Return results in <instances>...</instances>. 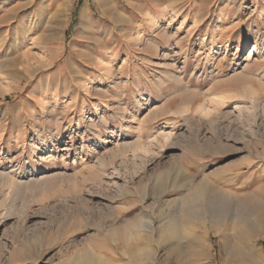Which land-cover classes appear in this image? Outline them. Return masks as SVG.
<instances>
[{"label":"rangeland","instance_id":"obj_1","mask_svg":"<svg viewBox=\"0 0 264 264\" xmlns=\"http://www.w3.org/2000/svg\"><path fill=\"white\" fill-rule=\"evenodd\" d=\"M255 37L264 0H0V73L16 74L0 80V264H178L156 240L174 221L188 238L180 203L202 181L229 182L227 223L251 222L241 196L264 199V57L243 63ZM198 217L219 264L233 231ZM255 249L264 264V238Z\"/></svg>","mask_w":264,"mask_h":264},{"label":"bare ground","instance_id":"obj_2","mask_svg":"<svg viewBox=\"0 0 264 264\" xmlns=\"http://www.w3.org/2000/svg\"><path fill=\"white\" fill-rule=\"evenodd\" d=\"M81 11H82L81 26L82 28H84L85 26H88L90 24L91 19L88 18L86 9H83ZM153 18H151L149 22L151 23L150 24L151 27L155 26V22H152ZM138 40H140V37H138ZM257 43H258V38L255 37L252 42L251 48L248 50L246 54V58L243 59L244 61L243 63H245V66L249 65L251 60L250 59L251 55H255L254 53L256 52L258 53V55L256 54L257 57H264V50H263L264 45L261 46L259 45L258 47ZM155 48L157 47L155 46ZM24 70L27 73L32 74V77L36 72V68L27 69L25 67ZM0 77H1L0 80L1 79L4 80L5 86L6 85L8 86V84H10L11 81H13L16 78V74H13L12 72H1ZM29 79L31 78L29 77ZM214 97L217 99L219 98L216 95H213V99ZM196 112H198L199 114L208 115L209 111L206 110L205 106H200ZM209 184L210 183L206 181L198 182L193 187H191L192 189L189 193L185 194L182 197L180 206L183 208L186 218L192 224V230L190 232V235L188 234L189 235L188 238L187 236L182 237L183 230H181L178 223L174 221L171 225L166 226L163 230H160L161 235L158 234V238L156 242L159 245H163L162 249L165 251V254L170 253L176 256L178 258V264H183L182 254L184 248H187L189 252L193 253L196 257H200L202 259H208L209 262L206 264H215L211 261L210 254L208 256V253L205 252V249L201 248V246L199 245V243L202 240V237L199 236L195 231V226H196L195 224L197 223V221L200 220L198 214L201 211L203 212V214L207 215L206 219L211 223L213 228H219L222 225L225 230L233 231V234L220 233L221 250H220L219 264H237V261L240 258H244L246 264H263L260 254L255 249V244L258 238H264V199L257 201L255 199L253 200L252 197L250 196H245V195L241 196L240 200H242L243 203L248 205L250 210L248 216L252 218H251V222L249 220L245 222V220L241 219L240 224L234 226L232 225V222H230L229 224L227 223V221H229L231 218L226 215L224 216L223 214L225 213L223 211V205L225 200L224 198L230 195L229 193L230 191L228 189V187H230L229 182H227L226 185L221 186V188H216V186ZM202 219L200 221L204 222V220ZM136 227H139V224H137ZM146 235H150V234L146 233ZM152 241L154 240L153 239L150 240L148 237L145 243L149 244L152 243ZM183 241H185L186 245H183ZM237 246L241 247V249L238 250ZM132 254H133L132 255L133 258L136 259L137 256L136 253L132 252ZM146 254H147L146 257L149 258L152 262H154L150 251H148ZM93 262L94 260L89 254H82L77 258V264H93ZM159 262L161 264H164L163 260ZM194 264H204V263L196 260Z\"/></svg>","mask_w":264,"mask_h":264}]
</instances>
